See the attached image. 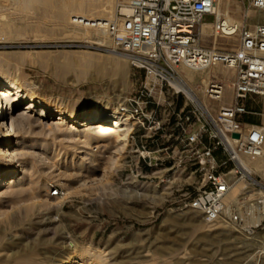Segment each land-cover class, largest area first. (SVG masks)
Wrapping results in <instances>:
<instances>
[{
	"label": "rangeland",
	"instance_id": "1",
	"mask_svg": "<svg viewBox=\"0 0 264 264\" xmlns=\"http://www.w3.org/2000/svg\"><path fill=\"white\" fill-rule=\"evenodd\" d=\"M39 1L0 0V66L3 73L15 76L17 84L32 83V94L57 103L58 110L63 108L60 104L67 110H79L89 104L93 94L117 105L146 81L142 70L119 56L124 69L121 78L98 74L96 67L107 66L108 58L113 57L110 42L98 46L71 37L68 30L73 24L68 21L74 17V10L66 17L65 27L54 9ZM120 1L113 0L110 17ZM220 8L237 22L264 23V13L241 6L240 0H223ZM213 19V15L202 16L206 23ZM199 42L210 47L212 31L202 32ZM236 44V37H218L215 46L229 50ZM86 59H93L94 65L82 73L78 63ZM65 65L68 67L64 69ZM218 76L227 83L232 79L224 73ZM193 83L191 87L200 91ZM227 83L222 97L226 104L231 98ZM23 107L13 113L16 120L23 118L14 128L18 138L25 141L22 150L26 153L17 154L22 171L0 191V264H54L63 247L93 252L101 264H264V254L253 256L255 245L246 246L264 234V221L251 227L245 225V219L244 226L233 232V227L206 223L194 211L169 209V203L160 204L150 199L154 195H144L149 191L143 186L141 191L131 189L121 150L117 162L111 164L113 148L107 142L96 149L94 160L88 164L87 156L77 151L89 147H82L81 141L70 142L61 134L64 125H52L51 120L38 118ZM21 111L26 113L22 116ZM73 163L81 165L75 174L67 175L66 167ZM20 178V184L15 183ZM52 184L60 193L47 199L44 194H50ZM214 227L218 228L206 231ZM245 238L248 241L244 243ZM18 242L19 262L11 259ZM55 242L64 243L53 253ZM240 243L242 246L237 247ZM29 247L30 251L23 253ZM44 251L49 253L47 257ZM86 263L84 258L74 264Z\"/></svg>",
	"mask_w": 264,
	"mask_h": 264
},
{
	"label": "built area",
	"instance_id": "2",
	"mask_svg": "<svg viewBox=\"0 0 264 264\" xmlns=\"http://www.w3.org/2000/svg\"><path fill=\"white\" fill-rule=\"evenodd\" d=\"M218 1L121 0L101 29L113 50L132 57L130 64L146 79L116 105L131 121L120 152L131 189L153 185L155 202L194 211L210 225L241 229L245 191L253 193L264 221V23L227 25L215 11ZM245 1L264 13V0ZM205 14L213 21L204 22ZM207 24L210 47L199 42ZM218 37H236L237 44L220 49ZM181 66L225 71L215 72L198 91ZM222 73L232 76L229 83L218 76ZM226 83L228 104L222 101ZM246 159H259L260 170L247 169ZM49 193L57 196L60 189L52 184Z\"/></svg>",
	"mask_w": 264,
	"mask_h": 264
},
{
	"label": "bare ground",
	"instance_id": "3",
	"mask_svg": "<svg viewBox=\"0 0 264 264\" xmlns=\"http://www.w3.org/2000/svg\"><path fill=\"white\" fill-rule=\"evenodd\" d=\"M39 2L49 5V7L53 8L57 14V19L62 24H64L65 27L66 17L74 10V17L70 18L69 21L67 19L68 22L74 25H72L68 30L70 34L67 32L69 35H71V37L80 38L86 40L87 43L96 44L98 46L104 45L105 43L108 44L110 42L101 27L103 26L105 20L111 18L110 16L114 9L113 0H40ZM222 2L223 0L218 1L215 11L218 13V15H223L224 21L227 25H231L235 20L229 16L227 10L224 13L221 12L220 5ZM210 28L211 25H204L202 27V32L209 34L212 31ZM110 51L112 52L111 54L113 57L119 56L129 60L131 63L132 57L120 53L119 55L118 52L113 50V48ZM113 57L110 59L108 58L107 66L105 65L102 68L96 67L98 74L100 72L110 75H123V65L118 60V57ZM78 65L80 66V72L86 73L87 70L94 65V61L93 59H86L80 61ZM67 67L68 65L63 66L64 69ZM180 69L187 80L190 82L199 83L201 85V90H203V87L208 81L209 77H215V72H217L218 69L221 72L225 71L224 69L214 68L210 73L209 71L189 69L185 66H181ZM94 75L97 76V74ZM119 78H121V76ZM90 79L92 80L93 78ZM85 80H87V78ZM32 93V83H27L24 85L17 84L15 82V76L10 72L3 73V69L0 66V191H2L8 184L13 183L14 179L22 171L19 167L20 164H18L17 154L19 153L20 156L22 151L26 150H22L23 146L25 145V141H22L18 138L19 135L14 131V128L16 125L22 123L23 118L19 116V120H16L13 116L14 111L21 106H24L22 108L24 110L34 111L38 118L51 120L49 123L52 125H64L63 130H61V134L70 138V142L81 141L84 144L82 147H89L87 151H77V153H84L87 156L85 159L88 160V164L94 160L96 149L99 146H106L108 142L113 148L112 152L114 154V156L110 158V162L111 164H114L118 153L127 144L128 132L131 127V121L128 120L127 115H119L117 113L116 102H109L107 99H103L99 95L93 94L89 97V104L84 108H80L79 110H67L65 109V104H60L63 108L58 110L57 103L53 102L51 104L49 101L36 97ZM22 113L25 114L26 112L21 111L20 114L22 115ZM115 119H117V122H114ZM77 135L82 136L83 138L80 139L77 137ZM17 150H19V152ZM81 158H83V155ZM80 165L81 163H73V165L70 167H66L68 172L67 175L75 174V170H77ZM244 165L247 169L256 171L260 170L261 167L259 159H246L244 160ZM20 181L21 178L15 183L20 184ZM142 186L145 188V190L149 191V193H144V195H155V188L153 185L142 184ZM44 195L48 196L47 199L50 198L49 196H52L50 194ZM252 196L253 193L249 190L245 191L241 196L243 198V200L240 201V206L243 209L241 215V225L243 226L245 219V225H249L251 227L259 226L261 224L262 217L257 213L256 207L251 201ZM217 228L218 227L211 229L208 228L206 231H212ZM233 228L235 229L230 228V230L233 232H238L240 230L236 227ZM242 241H248V238H245ZM239 242L240 241H236L235 243L237 244ZM63 243L64 242H55L53 244L54 247H51L52 252L54 253V251L58 249L56 247L57 245ZM252 243L255 245V248H257V250L252 253L253 256L264 254V234L259 235L258 240H255V242H248L246 246L252 245ZM241 244L242 243L238 244L237 247L242 246ZM15 245L17 249L12 250V253H9H11V259H15L17 262H19V242ZM30 248L31 247L24 250L23 253L30 251ZM2 249L4 248L2 247ZM52 252H50V254ZM43 255L47 257L49 253L44 251ZM93 255V252H87L83 248L63 247L55 262L56 264H74L76 260H83L86 258V264H101L102 261ZM31 257L32 256L30 255L29 259H31Z\"/></svg>",
	"mask_w": 264,
	"mask_h": 264
},
{
	"label": "crops",
	"instance_id": "4",
	"mask_svg": "<svg viewBox=\"0 0 264 264\" xmlns=\"http://www.w3.org/2000/svg\"><path fill=\"white\" fill-rule=\"evenodd\" d=\"M240 2H241V6H243V7H245V6H247L248 7V5H247V2L245 1V0H240ZM239 8H241L240 6H239ZM256 12H258V14L260 13L259 11H256ZM243 25H245V26H252V25H254V24H257V23H262V22H256V23H254V24H248V23H243V22H241ZM220 49H223V50H228V49H226V48H222V47H219ZM232 49V48H231Z\"/></svg>",
	"mask_w": 264,
	"mask_h": 264
}]
</instances>
